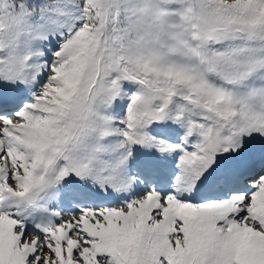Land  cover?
Masks as SVG:
<instances>
[{"label": "snow or ice", "instance_id": "obj_1", "mask_svg": "<svg viewBox=\"0 0 264 264\" xmlns=\"http://www.w3.org/2000/svg\"><path fill=\"white\" fill-rule=\"evenodd\" d=\"M0 264H264V0H0Z\"/></svg>", "mask_w": 264, "mask_h": 264}]
</instances>
